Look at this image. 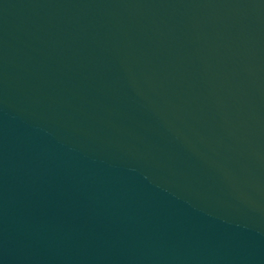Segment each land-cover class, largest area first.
<instances>
[{"label":"water","instance_id":"1","mask_svg":"<svg viewBox=\"0 0 264 264\" xmlns=\"http://www.w3.org/2000/svg\"><path fill=\"white\" fill-rule=\"evenodd\" d=\"M0 264H264V0H0Z\"/></svg>","mask_w":264,"mask_h":264}]
</instances>
